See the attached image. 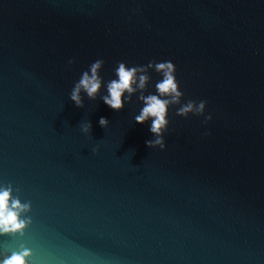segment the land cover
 Segmentation results:
<instances>
[{
  "label": "water",
  "instance_id": "obj_1",
  "mask_svg": "<svg viewBox=\"0 0 264 264\" xmlns=\"http://www.w3.org/2000/svg\"><path fill=\"white\" fill-rule=\"evenodd\" d=\"M98 59L104 85L77 107L70 92ZM152 61H171L184 93L163 150L146 145L151 120L134 119L159 73L120 111L101 99L119 62ZM189 101L204 112L178 116ZM9 184L31 222L0 234V260L264 264V0H0Z\"/></svg>",
  "mask_w": 264,
  "mask_h": 264
},
{
  "label": "clouds",
  "instance_id": "obj_2",
  "mask_svg": "<svg viewBox=\"0 0 264 264\" xmlns=\"http://www.w3.org/2000/svg\"><path fill=\"white\" fill-rule=\"evenodd\" d=\"M74 61H69L73 63ZM104 61L96 60L89 67L88 71L82 73L79 81L75 83L70 92L69 98L77 107L82 108L84 101L81 93L87 95L89 99L94 100L99 94L104 81L98 74V70L102 67ZM149 69H154L162 77L155 85L156 94L145 95L143 92L138 99L143 102L140 113L134 117L135 122L143 124L151 120L150 132L156 137L154 140L146 141L148 147L159 146L161 150L165 148L163 134L168 128V112L170 105L178 104L184 93L180 90L179 83L176 79V67L171 61L165 62H149L146 66H127L124 62H119L115 70L117 79L107 82V95L101 97L103 102L111 109L120 111L125 106V101L130 102L137 90H144L150 82ZM127 94V95H125ZM206 106V101H200L198 106L193 101H189L186 105L180 107L177 111L178 116L187 117L189 112H197L202 114ZM211 115L205 119L211 120ZM109 121L105 117L99 119V125L106 128ZM92 128L90 122L81 125V130L88 133ZM31 202L21 203L20 200L12 198V186L0 189V234H14L22 232L30 219L21 220L20 215L30 210ZM30 255V251L25 249L22 252H13L0 260V264H26V258Z\"/></svg>",
  "mask_w": 264,
  "mask_h": 264
}]
</instances>
